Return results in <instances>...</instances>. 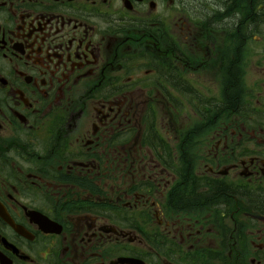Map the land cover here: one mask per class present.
I'll return each mask as SVG.
<instances>
[{
  "label": "flooded vegetation",
  "instance_id": "obj_1",
  "mask_svg": "<svg viewBox=\"0 0 264 264\" xmlns=\"http://www.w3.org/2000/svg\"><path fill=\"white\" fill-rule=\"evenodd\" d=\"M264 264V0H0V264Z\"/></svg>",
  "mask_w": 264,
  "mask_h": 264
},
{
  "label": "water",
  "instance_id": "obj_2",
  "mask_svg": "<svg viewBox=\"0 0 264 264\" xmlns=\"http://www.w3.org/2000/svg\"><path fill=\"white\" fill-rule=\"evenodd\" d=\"M120 262H130L132 264H139V261L137 259H130V258H123L120 260Z\"/></svg>",
  "mask_w": 264,
  "mask_h": 264
}]
</instances>
